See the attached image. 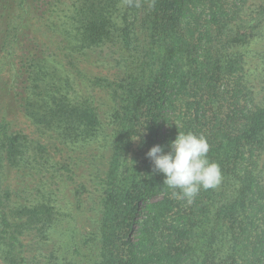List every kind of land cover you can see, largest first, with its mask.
Listing matches in <instances>:
<instances>
[{
  "label": "trees",
  "instance_id": "obj_1",
  "mask_svg": "<svg viewBox=\"0 0 264 264\" xmlns=\"http://www.w3.org/2000/svg\"><path fill=\"white\" fill-rule=\"evenodd\" d=\"M258 32L264 0H0V264H264ZM188 131L191 204L146 156Z\"/></svg>",
  "mask_w": 264,
  "mask_h": 264
},
{
  "label": "clouds",
  "instance_id": "obj_2",
  "mask_svg": "<svg viewBox=\"0 0 264 264\" xmlns=\"http://www.w3.org/2000/svg\"><path fill=\"white\" fill-rule=\"evenodd\" d=\"M208 152L206 138L188 131L177 132L167 151L157 144L146 156L154 171L163 174V184L171 190V197L191 204L201 189H215L222 181L219 165L209 159Z\"/></svg>",
  "mask_w": 264,
  "mask_h": 264
},
{
  "label": "rangeland",
  "instance_id": "obj_3",
  "mask_svg": "<svg viewBox=\"0 0 264 264\" xmlns=\"http://www.w3.org/2000/svg\"><path fill=\"white\" fill-rule=\"evenodd\" d=\"M253 38H254L255 41L250 42L252 44V46H251L252 48L250 47V45L245 46V48H244V49L247 48L248 52H250L251 55L256 54L255 52L257 50H260V49L264 48V40L261 39V33L260 32L254 34ZM253 61H255V60H253ZM251 67L252 68L248 69L246 73H247L248 78H250L249 82L251 83L252 86H254L252 94L254 93L255 101L262 102L261 91H262V88L264 87V72H262V70L260 68H258L259 64H258L257 68H254V67H256L255 65H252ZM83 68L88 70V74H90V75H95L99 71L97 65L96 66H83ZM249 73H252V77L250 76ZM253 76H255V77L253 78ZM56 242L59 243L60 240L56 241ZM58 257H60V256H58ZM61 259L62 258L60 257V260ZM57 263L58 264L60 263L59 259L57 260Z\"/></svg>",
  "mask_w": 264,
  "mask_h": 264
}]
</instances>
